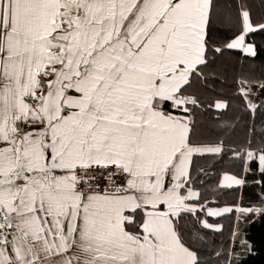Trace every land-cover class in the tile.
Listing matches in <instances>:
<instances>
[{
	"label": "snow or ice",
	"instance_id": "6c2138e0",
	"mask_svg": "<svg viewBox=\"0 0 264 264\" xmlns=\"http://www.w3.org/2000/svg\"><path fill=\"white\" fill-rule=\"evenodd\" d=\"M257 219L264 0H0V264H241Z\"/></svg>",
	"mask_w": 264,
	"mask_h": 264
},
{
	"label": "trees",
	"instance_id": "16d2710c",
	"mask_svg": "<svg viewBox=\"0 0 264 264\" xmlns=\"http://www.w3.org/2000/svg\"><path fill=\"white\" fill-rule=\"evenodd\" d=\"M246 238L254 245L241 264H264V220L257 219L246 226Z\"/></svg>",
	"mask_w": 264,
	"mask_h": 264
}]
</instances>
